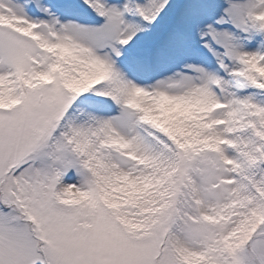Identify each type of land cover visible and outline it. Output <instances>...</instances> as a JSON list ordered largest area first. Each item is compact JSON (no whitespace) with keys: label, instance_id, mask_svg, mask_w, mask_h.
Masks as SVG:
<instances>
[{"label":"snow or ice","instance_id":"obj_1","mask_svg":"<svg viewBox=\"0 0 264 264\" xmlns=\"http://www.w3.org/2000/svg\"><path fill=\"white\" fill-rule=\"evenodd\" d=\"M0 264H264V0H0Z\"/></svg>","mask_w":264,"mask_h":264}]
</instances>
